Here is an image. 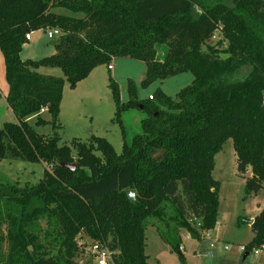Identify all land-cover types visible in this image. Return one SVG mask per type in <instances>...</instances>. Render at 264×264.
<instances>
[{"label": "trees", "instance_id": "obj_1", "mask_svg": "<svg viewBox=\"0 0 264 264\" xmlns=\"http://www.w3.org/2000/svg\"><path fill=\"white\" fill-rule=\"evenodd\" d=\"M231 3L0 0L7 103L16 117L0 127V161L49 167L37 184H0V264H79L84 237L112 252V264H158L146 254L149 220L162 224L160 238L185 264L180 231L201 240L219 222L220 183L212 173L229 139L238 174L245 177L251 169L244 178L246 195L264 191V0ZM49 29L61 33L55 53L22 60L26 35ZM156 45L168 46L163 62L156 59ZM117 58L145 63L143 88L185 73L194 79L174 98L158 90L145 100L129 80V100L123 103L119 85L109 78L121 153L102 137L66 146L57 132L38 133L37 127L49 124L54 131L61 128L66 84L75 89ZM244 67V79L232 81ZM40 68H57L63 76L41 74ZM135 109L147 118L128 145L121 117ZM132 190L135 203L127 196ZM242 224L253 232L246 253L260 249L264 208Z\"/></svg>", "mask_w": 264, "mask_h": 264}, {"label": "rangeland", "instance_id": "obj_2", "mask_svg": "<svg viewBox=\"0 0 264 264\" xmlns=\"http://www.w3.org/2000/svg\"><path fill=\"white\" fill-rule=\"evenodd\" d=\"M209 5L217 3L232 4V0H205ZM61 14L68 15L65 10H55ZM40 30L34 33L33 40L27 43V46L22 52V57L25 60H40L55 53L54 41L56 38H49L47 33L52 31ZM219 39L216 35L214 41ZM168 47L167 45H164ZM1 54V51H0ZM3 55L0 56V63H3ZM116 69L114 76L121 85V99L126 103L129 100L128 81L131 79L137 87L139 98H148L149 94H154L158 90L164 91L167 95L175 97L178 92L193 82L191 73L181 74L164 81H158L147 88L141 86L140 79H145V63L132 59L117 58L114 59ZM248 67L242 68L236 75L232 77V81L243 80L248 73ZM61 73V71L58 69ZM107 80V79H106ZM0 84L8 87V83L3 74V69H0ZM101 104L98 106L89 107L88 110L83 108V120L76 122L73 119L65 118L68 123L66 127H62L54 131L52 125L37 127L40 134L52 136L55 132L61 138L60 145L71 146L75 137L79 136L81 141H88L83 135L90 130L96 129L100 132L111 128V135L114 148L117 153L122 152V131L119 126L112 124L110 121L113 112L116 110L111 90L107 86V81L98 89ZM5 94L0 98V127L5 123L15 122L16 117L11 112L6 103ZM128 115V125L126 124L125 135L129 143H132L136 134V127L141 131V118H147V114L139 109L130 110L124 113ZM44 116L49 118L45 113ZM122 120V117H121ZM34 121L31 122L33 124ZM139 125V126H138ZM117 129V132H114ZM125 130V128H124ZM77 134V135H76ZM75 155V152H73ZM48 166L42 164H33L20 160L4 159L0 161V184H12L20 187L31 186L37 184L44 175L45 169ZM49 168V167H48ZM248 176H251V169ZM212 176L214 180L220 183L218 193L219 197V222L214 233L211 231L207 238L202 234L201 240H195L190 237L187 231H180L183 239L182 253L185 257V264H264V252L256 254L255 251L246 253L239 250L240 246H245L253 237V232L249 224L239 225V220H251L259 213V206L264 207V191L258 196H247L245 192L247 176H240L237 172V156L233 147V141L229 139L223 146V149L215 157V168ZM200 221L196 222L199 228ZM43 228L46 224L42 222ZM162 224L157 220H149L146 231V254L150 257L149 263L158 264H182L178 255L172 251L171 247L165 244L160 238L158 228ZM92 239L84 237L81 240L83 244V254L76 257V262L79 264H97L91 259L89 249L92 245ZM213 245V247L211 246ZM225 245L231 246V250H226ZM236 253V254H235ZM238 253V254H237ZM92 260V261H90Z\"/></svg>", "mask_w": 264, "mask_h": 264}, {"label": "crops", "instance_id": "obj_3", "mask_svg": "<svg viewBox=\"0 0 264 264\" xmlns=\"http://www.w3.org/2000/svg\"><path fill=\"white\" fill-rule=\"evenodd\" d=\"M34 33H32V37H31V40L30 41L33 40ZM26 46H27V43L24 45L23 50H24V48ZM23 50H22V52H23ZM156 51H157V55H156L157 61L163 62L165 60L167 54H168V47H166L164 45H156ZM1 54H0V56H1ZM21 58H22V60H25L22 57V53H21ZM112 65H113V70L112 71H110L108 69V66L107 65H103V66H99V67L95 68L91 72V74L88 76V78H86L85 80H83L80 83H78V85H77V87L75 89H70V87H69L68 84H66L64 86L63 98H62V104H61L60 116H59V123L62 125V127L65 128L66 125L68 124L66 122V119L65 118L68 117L69 119H73L74 121L79 122V121L83 120V115H84L83 108L84 107L88 110L89 107L98 106V105L101 104V98L99 97V92H98L97 89L101 85H103L106 81H107V86L109 88V78L110 77H112L116 81V83L119 85V87H120V94H121V90H122L121 85L118 82L117 78H115V76H114V71L116 69V66H115L114 61L112 62ZM0 69H3V74L5 76L4 58H3V63L2 62L0 63ZM39 72L41 74L49 75V76H56V77H62L63 76L62 75V72L60 73L57 68H40L39 69ZM146 73H147V69H145V78H146ZM129 80H131V79H129ZM143 80H144L143 78L140 79L141 83H142ZM0 93L2 95L5 94V98H6V101H7V96H8V93H9V86L8 87H4V86H2L0 84ZM150 95H152V94H149V96ZM149 96H148V98H149ZM138 97H139V95H138ZM139 99L140 100H145L146 98H139ZM121 101H122V99H121ZM7 106H8V103H7ZM115 111L113 112V115L111 116L110 121H111L112 124H115L116 126H119L118 124H116L114 122ZM11 112H12V110H11ZM47 119H49V118H47ZM144 119H146V118L145 117L144 118H141L140 119V122L142 120H144ZM128 123H129L128 122V115L125 116L123 114L122 115V125H123V128H125L124 132L127 129L126 124L128 125ZM119 128H120V126H119ZM114 130H115L114 132H117V129H114ZM136 131H137L136 134H138V135L141 134L142 133V126H141V131H140V129L138 130V127H136ZM112 132H113V130H111V128H108L107 130L102 131V132H100L99 130H96V129H92L87 134L83 135V137L85 139H90L92 136L102 137V138H105L106 140H108L112 144V146L114 147V145H113L114 142H112V139L110 138L111 135H113ZM75 139H79L80 140L82 138L79 137V136H77V137H75ZM125 142L128 145L131 144V143L128 142L126 135H125ZM123 143H124V140L122 142V145H123ZM247 177H250V176L247 175ZM263 208L264 207H262L261 205L259 206V210H258L259 213L261 212V210ZM251 219H253V218H251ZM214 231L212 233H214ZM252 238H251V240H252ZM249 242H247L246 244H248ZM246 244H244V245H246ZM249 255H250L249 253H246L245 254L246 257H248ZM148 258H149V261H150V257L149 256H148Z\"/></svg>", "mask_w": 264, "mask_h": 264}, {"label": "built area", "instance_id": "obj_4", "mask_svg": "<svg viewBox=\"0 0 264 264\" xmlns=\"http://www.w3.org/2000/svg\"><path fill=\"white\" fill-rule=\"evenodd\" d=\"M49 38H56L59 37L61 35L59 30H52L49 31L47 33ZM32 34H28L26 35V41L27 43L31 40ZM108 69L110 71L113 70V65L108 66ZM0 98H2V94L0 93ZM149 99H152V95L149 96ZM47 112V108H42L41 110V114L46 113ZM197 222V221H196ZM201 224H199L200 226ZM211 232L205 233V236L208 238L210 236ZM82 240V239H81ZM79 246L81 247V249L83 248V244L81 243V241L79 242ZM213 247V245H211ZM224 248L226 250H231L232 247L225 245ZM83 250V249H82ZM239 250L241 252L246 253V248L245 246H240ZM255 251L256 254H259L261 252H264V245L260 248V249H256L253 250ZM89 252H91L89 255L91 257H93L94 262H96L97 264H112V255L113 253L110 252L105 246H103L102 244H100L99 242H94L92 241V245L89 249Z\"/></svg>", "mask_w": 264, "mask_h": 264}, {"label": "water", "instance_id": "obj_5", "mask_svg": "<svg viewBox=\"0 0 264 264\" xmlns=\"http://www.w3.org/2000/svg\"><path fill=\"white\" fill-rule=\"evenodd\" d=\"M72 170H74L75 169V167H72L71 168ZM127 196H128V199L132 202V203H135L136 202V193H135V191H128L127 192ZM29 250L30 251H33V248L32 247H29Z\"/></svg>", "mask_w": 264, "mask_h": 264}]
</instances>
